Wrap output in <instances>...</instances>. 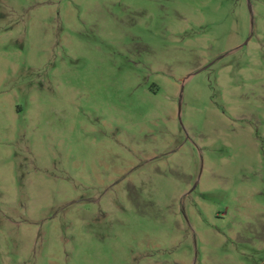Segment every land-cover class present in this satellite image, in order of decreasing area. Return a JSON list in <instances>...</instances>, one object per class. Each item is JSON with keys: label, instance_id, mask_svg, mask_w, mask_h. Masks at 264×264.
<instances>
[{"label": "rangeland", "instance_id": "374dc122", "mask_svg": "<svg viewBox=\"0 0 264 264\" xmlns=\"http://www.w3.org/2000/svg\"><path fill=\"white\" fill-rule=\"evenodd\" d=\"M0 264H264V0H0Z\"/></svg>", "mask_w": 264, "mask_h": 264}]
</instances>
